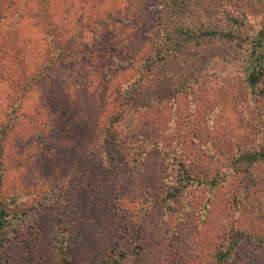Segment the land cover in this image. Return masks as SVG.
<instances>
[{
	"label": "rangeland",
	"instance_id": "obj_1",
	"mask_svg": "<svg viewBox=\"0 0 264 264\" xmlns=\"http://www.w3.org/2000/svg\"><path fill=\"white\" fill-rule=\"evenodd\" d=\"M156 1L1 3L2 264H60L63 236L71 264H107L119 233L126 251L141 242L142 264H214L232 229L264 235V160L251 168L255 180L233 171L238 155L264 146V100L246 78L264 0L195 8V25L235 36L213 41L200 92L143 115L137 139L152 144L129 157L100 142L112 92L150 53ZM183 160L198 180L169 212L163 191L183 179ZM233 257L228 264H264V247L248 238Z\"/></svg>",
	"mask_w": 264,
	"mask_h": 264
},
{
	"label": "trees",
	"instance_id": "obj_2",
	"mask_svg": "<svg viewBox=\"0 0 264 264\" xmlns=\"http://www.w3.org/2000/svg\"><path fill=\"white\" fill-rule=\"evenodd\" d=\"M4 1L7 0H0L1 7L5 6L1 5ZM204 1H156L155 29L148 37L150 53L138 62L134 79L127 80L123 86L116 87L115 91L112 92V104L109 106L111 116L106 117L107 122L100 132V142L102 144L119 145L128 157L133 150H138L136 147L138 144L150 146L152 141L149 136L145 137V142L137 139L138 130L136 128H140L139 122L143 115L146 117L149 113L159 111L157 108H165L167 104L176 102L182 95L192 93L195 88L197 92H200L202 76L208 69L211 60L217 56L213 41L218 39L235 40L234 33L231 30L225 29L221 32L214 31V29L210 30L204 22L201 25H195L193 20L194 12L197 10L195 8H200ZM110 14L113 18H116V15ZM252 49V59L247 67L246 78L252 88H260V96L264 100V24L255 37V41L252 42ZM56 60L58 59H54V62ZM13 126H15V123ZM7 130L0 131V264L3 263V252L8 241L5 231L8 222V209L1 198L4 183L3 139L8 134ZM146 148L143 149V155L147 154ZM263 160L264 146L242 152L234 161L235 169L236 167L238 169L233 171L245 174L248 178L255 180L251 168H254ZM169 164L172 165V160ZM178 167L182 168L185 173L183 179L179 182L175 181L167 184L163 191V203L169 212L178 210L181 200L188 194L191 185L198 180L189 174L185 160L181 161ZM211 184L217 186L218 183L213 181ZM250 189L251 187H246L244 194L250 192ZM185 216L187 215L185 214ZM137 236L141 237V234ZM64 238L65 236L61 237L59 242L61 245L58 250V257L60 264H71L68 260ZM118 238L114 244V249L117 252H114L105 263L142 264L141 255L144 247L141 242L135 241L136 245L131 246L126 251L123 249L122 244L126 243V235L119 233ZM248 238L264 247V235H250L249 232L232 229L227 238L225 237L215 247L214 264H228L231 262L240 244ZM131 251H133L132 254H130Z\"/></svg>",
	"mask_w": 264,
	"mask_h": 264
}]
</instances>
